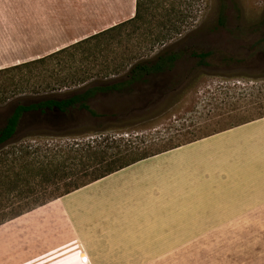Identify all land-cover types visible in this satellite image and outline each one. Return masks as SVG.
<instances>
[{"label": "rangeland", "instance_id": "1", "mask_svg": "<svg viewBox=\"0 0 264 264\" xmlns=\"http://www.w3.org/2000/svg\"><path fill=\"white\" fill-rule=\"evenodd\" d=\"M117 2L55 3L74 9L62 11L61 16L80 21L86 15L97 23L102 16L112 15ZM5 4L16 5L18 0H0V5ZM141 14L140 19L81 47H72L45 66L56 68L61 75L97 73L85 83L40 94H14L9 79L1 77L0 84L5 85L0 86V128L17 104L66 98L95 85L123 80L137 62L172 48L183 49L186 53L175 69L149 81H138L122 92L97 94L87 101L90 110L77 106L65 118L61 115L64 119L60 122L27 114L6 148L28 146L41 159L59 163L70 154L69 145L113 135L124 138V149L139 145L153 153L186 145L264 113V0H142ZM194 50L211 52L206 64L192 58ZM65 60L71 65H64ZM13 63L17 64L0 61V68ZM238 107L245 110L229 112ZM39 176L29 178L35 193H30V185L14 201L24 206L19 211L37 207L0 225V264H87L65 223L64 212L50 205L71 190L69 176ZM42 202L47 203L40 205ZM190 239V252L173 254L160 264H245L231 253L230 237H223L221 242L212 231Z\"/></svg>", "mask_w": 264, "mask_h": 264}, {"label": "crops", "instance_id": "2", "mask_svg": "<svg viewBox=\"0 0 264 264\" xmlns=\"http://www.w3.org/2000/svg\"><path fill=\"white\" fill-rule=\"evenodd\" d=\"M136 1L118 0L97 23L61 16L74 9L56 0L0 5V61L40 59L108 30L135 16ZM50 205L64 212L87 264H160L212 231L221 242L231 238L237 260L264 264V117L141 160Z\"/></svg>", "mask_w": 264, "mask_h": 264}, {"label": "trees", "instance_id": "3", "mask_svg": "<svg viewBox=\"0 0 264 264\" xmlns=\"http://www.w3.org/2000/svg\"><path fill=\"white\" fill-rule=\"evenodd\" d=\"M141 6L142 0H137L136 15L108 30L88 37L43 58L1 68L0 78L6 77L9 79L8 84L12 87V92L14 94L26 93L27 91L29 93L40 94L46 91H55L59 88L72 87L73 85L85 83L90 78L96 76L97 73L86 74L84 76L79 74H75L76 76L73 74L61 75L60 71L56 68L45 69V66L49 65V63L58 56L72 51L71 49L73 48L81 47L92 40L102 37L106 33L122 27L128 22L140 19L142 17ZM185 53L186 51L183 49L172 48L158 54L152 59L137 62L131 67L128 76L123 80L95 85L66 98H47L31 104H17L12 113L7 117L4 126L0 128V225L37 207L33 206L28 210L19 211V209L24 206L18 202H14L19 196L24 195L23 192H25V189H27L26 187L30 185H32L28 188L32 191H30V193H35V187L33 183L30 182L29 178L35 179L38 175L45 178L47 174L53 173V175L57 176L59 173H64V176H69L70 179L67 185L71 186V190L66 193L69 194L141 160L182 146L177 145L172 148L150 153L147 148L141 149L139 145L131 146V149H124L121 147L124 138L110 135L95 138L87 143L75 142L69 145L67 151L68 154H70L59 163H57L55 159H49L47 161L41 159L39 155H34L32 152L35 151H30V147L28 146H14L11 150L6 148L9 144L13 143V139L18 133L20 125L29 112L41 110L40 116L55 122L63 121L65 116L77 106L90 110L87 101L97 94L122 92L123 89L133 86L138 81H149L150 77L175 69L178 61L184 57ZM210 54L211 52H199L197 50L191 52L192 58L198 59L202 64L207 63L206 59ZM69 56L70 58L73 57L74 53ZM68 64L71 65L68 60H65L64 65ZM63 68H65V66H63ZM4 85L5 84H0L1 87ZM239 108L240 107L233 108L229 110V112L245 110ZM61 115L64 116V118H62ZM260 117H264V113L257 118ZM249 121L239 123L238 125ZM234 126L237 125L202 135L187 143L197 141ZM61 151L65 150L63 149ZM48 158L49 157H47V159ZM70 161L72 162L70 163ZM59 167L63 169L60 170ZM46 171L48 172L47 174ZM38 179L40 181V178ZM7 201L10 202V204H8ZM47 202H42L40 205H44Z\"/></svg>", "mask_w": 264, "mask_h": 264}, {"label": "flooded vegetation", "instance_id": "4", "mask_svg": "<svg viewBox=\"0 0 264 264\" xmlns=\"http://www.w3.org/2000/svg\"><path fill=\"white\" fill-rule=\"evenodd\" d=\"M34 113H36L37 115H41V110L31 111V112H29L28 114H34ZM53 116H55V115H53ZM56 116H57V115H56Z\"/></svg>", "mask_w": 264, "mask_h": 264}]
</instances>
